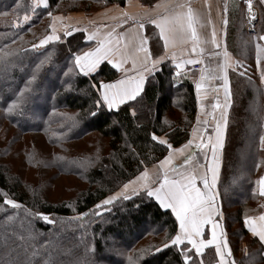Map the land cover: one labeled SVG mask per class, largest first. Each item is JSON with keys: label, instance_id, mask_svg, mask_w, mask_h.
I'll return each instance as SVG.
<instances>
[{"label": "trees", "instance_id": "trees-1", "mask_svg": "<svg viewBox=\"0 0 264 264\" xmlns=\"http://www.w3.org/2000/svg\"><path fill=\"white\" fill-rule=\"evenodd\" d=\"M21 2L28 5L32 0ZM124 2L48 0V7H38L29 23L14 28L13 23L17 17H23L26 9L13 12L14 0H0V12L9 13L6 17L0 16V50L15 53L10 58L14 66L7 71L0 68V204H3L2 193L7 192L10 198L33 212H43L56 220L55 225L48 224L28 217L24 208L5 206L6 211H0V264H77L85 254L86 244L95 246V253L89 258L94 255L96 264H130L128 256L136 260L141 249L148 251L140 253L137 264H183L176 248L155 252L156 247L166 242L167 235L174 234L178 225L171 211L160 208L154 198L142 194L129 201L119 199L105 205L107 208L102 206L96 210L99 215L72 218L94 209L107 196L120 191L123 183L167 155L166 146L154 142L151 133L165 137L174 148L187 142L196 114L191 82L174 83L172 68L163 64L147 77L138 102L121 106L118 112L101 109L92 116L90 111L95 110L92 101L96 92L90 82L114 80L119 76L118 71L102 63L101 70L90 77L78 72L64 75L71 59L69 49L77 52L91 45L79 31L67 38L62 35L60 42L31 49L33 43H38L51 30L47 12L52 15L90 12ZM240 12L239 7L232 12L229 35L233 41L244 32ZM49 53L51 57L37 72L32 91L27 94L23 113L6 114L7 103L15 98L36 65ZM256 79L253 69L243 76L237 72L231 74L234 102L218 183L217 203L222 209V223L236 264H249L245 248L256 256V264H264V259L258 255L264 249L243 223L245 215L258 213L252 195L261 128L250 131L245 127L254 121L250 98ZM131 107L136 109L135 116L129 110ZM10 127L16 129L17 134H11ZM18 151L24 163L21 166L26 164L36 171L42 167V173L34 172L35 176L28 178L25 172V176L21 173L23 170L17 171L10 156ZM242 156L246 159L239 164ZM81 162L84 167H80ZM48 170L51 177H47ZM58 177L68 179L69 191L66 196L60 193L52 198L49 190L57 188L58 183L53 180ZM137 204L139 208L134 207ZM7 215H14V219L7 221ZM29 228L41 234L38 236L40 244L49 241V246L40 249L37 256L31 254L29 245L33 242L18 238L27 236ZM195 259L197 264L200 259L204 264H216L214 246H209L201 258Z\"/></svg>", "mask_w": 264, "mask_h": 264}, {"label": "snow or ice", "instance_id": "snow-or-ice-1", "mask_svg": "<svg viewBox=\"0 0 264 264\" xmlns=\"http://www.w3.org/2000/svg\"><path fill=\"white\" fill-rule=\"evenodd\" d=\"M207 4V0H205ZM259 6L264 10V0H258ZM244 8L242 9V22H246L252 33L248 39L242 40L241 48L247 50L249 45L255 49V62L260 72L261 83H264V27L259 33H256L255 21L259 18L254 0H243ZM48 7V0H32L31 4L24 5L21 0H14L13 12H19L22 8L26 9L22 18L17 17L13 23L14 28H21L23 24L29 23L38 7ZM156 9H162V12H156L154 17L149 16L151 24L159 29L160 39L163 41L164 52L162 55L153 56L147 46V37L139 36L138 43L135 45V55L129 52V45L135 38H129L126 42L125 33L116 34L115 29L127 24L130 20L134 21L133 27L144 29L145 25L138 19L126 11H121L119 17L113 16L110 19L116 21L114 27L108 24L96 26V30L87 32L84 37L87 41H96V46L84 51L72 52L69 49L68 71L64 73L69 76L73 72L90 77L101 70L102 63L107 61L113 68L119 70L122 76L118 79L105 82H90V87L95 90L96 97L92 101L90 115L96 116L101 109H107L110 112L120 110L121 106L128 107L130 103L135 104L138 98H142L144 91L146 74H152L157 71V66L161 65L164 60L171 57L172 64L177 69L174 78H179L185 72L181 71L184 65L200 64L199 78L194 80L197 104L205 116L211 115L212 119L200 120L197 117V126L191 130V137L187 142L179 148H174L165 138L151 133V139L160 145H165L168 152L163 159L159 160L156 176L154 181L149 170L145 167L132 180L123 183L120 191L108 196L106 199L94 206L86 213H79L72 219H84L90 215H99L96 210L102 206L110 205L114 201L123 199L124 201L132 200L133 197L145 195L147 198H154L162 209L170 210L175 217L178 227L174 230V234L166 236V242L155 248V252H160L167 248H176L182 256L183 264H197L195 258H201L205 249L214 246L216 264H236L233 257L232 249L229 245L227 232L222 223L223 213L218 206V197L220 191L218 188L220 169L222 164V155L224 149L225 132L228 124V109L231 106L232 92L228 71L232 69L243 68V61L235 59L228 50L226 43L228 19V7L225 4L223 15L221 18L222 29L218 35L217 29L212 28L210 41L202 38L201 33L197 29L200 24V16L186 0H162L157 4ZM31 13V14H30ZM8 12H0V16H8ZM47 15L53 20V24L49 25L50 32L43 35L39 39L38 44L31 45L32 50H36L50 42H60L63 37H71L74 32L79 31L74 25H63L57 29L55 21H63L62 17L53 16L52 12ZM145 15H148L146 12ZM95 25V21H90ZM207 23L211 24L209 18ZM109 29L103 33L101 38L100 28ZM30 30V29H29ZM138 36V33H137ZM211 43L214 50H206L205 45ZM209 58H218V63L213 65L205 64V54ZM15 53L0 50V68L7 71L13 67L10 59ZM142 54V56H141ZM51 57L41 60L33 69L32 75L24 82V86L16 93L15 98L7 103L4 108L6 114H22L25 107L26 97L32 91V85L37 79V72L41 66ZM130 62L131 67H126ZM239 75H245V72H239ZM220 80L223 83L218 87L223 88L224 101L219 100V92L217 88H211L210 82ZM216 94V101L211 105V112H207L206 105L203 103L209 96V89ZM130 112L136 115L135 107H131ZM219 110V117L216 112ZM203 125V127H201ZM208 128H212V132H208ZM259 144L264 149V134L259 136ZM197 150L204 153L205 163H201ZM210 151V156H209ZM179 158V160L177 159ZM59 159H64L60 157ZM75 163V161H73ZM143 163V161H141ZM84 162L80 163V167H84ZM257 184L259 185V193L264 196V175L260 176ZM227 190V189H226ZM2 191V190H0ZM255 192V189H253ZM3 204H0V211H6L5 206L12 209L24 208L28 217L42 219L48 224L55 225L56 220L50 218L48 214L43 212H33L17 200L9 197L7 192H3ZM135 208L140 206L134 205ZM14 215H7L6 220L12 221ZM31 221H29V224ZM244 227L251 232L253 237L258 238L260 246L264 249V212L258 216L245 215L243 218ZM23 226V225H22ZM206 226H210V235L206 232ZM41 234L35 230L27 229V236L20 235L21 241H31V254L37 256L40 249L49 246V241L44 240L43 244L39 243L38 236ZM207 236V238H206ZM148 251L141 249L137 253L136 260L129 255L130 264H137L140 253ZM95 253L94 245H85L84 256L77 261V264H96L90 254ZM246 257L249 264H256V256L249 253L245 248ZM260 258L264 259V253H258ZM199 264H204L203 259L199 260Z\"/></svg>", "mask_w": 264, "mask_h": 264}, {"label": "crops", "instance_id": "crops-1", "mask_svg": "<svg viewBox=\"0 0 264 264\" xmlns=\"http://www.w3.org/2000/svg\"><path fill=\"white\" fill-rule=\"evenodd\" d=\"M187 3H189L194 10L199 14L200 16V24L197 25L198 31L201 33L202 38H206L210 41L211 38V31L212 28L215 27L217 29L218 35L221 34V29H222V23H221V18L223 15V9L225 4H227L228 7V19L229 23L227 25V36H226V43L228 46L229 52L232 54V56L235 59L242 60L243 61V68L240 69H232L230 68L228 71V76H229V81H230V87H231V106L228 109V124H227V129L225 132V142H227V132L230 127V113H231V108L233 106L234 102V96H233V90H232V85H231V74L233 72H245L249 73V69H253L255 76H256V82H255V87L254 89V94L251 95L250 98V103L252 109L251 111V117H254V121L251 120L250 123H247L245 127L252 131L253 129L256 131L258 127L261 128V134H264V83H261L260 80V72L257 69L256 62H255V49L252 45H249L247 50H243L241 48V43L242 40H246L249 38L250 35H255V33H252V30L250 26L246 22H242V9L244 8L243 5V0H207V4L205 3V0H186ZM162 3V0H125L123 5H117L113 4L110 6H106L97 10H93L90 12H82V11H74V12H69L67 14H62V13H56L53 14V16H59L63 18V21H55V26L57 29L62 28L63 25H74L77 29H79V32L83 33V36L85 37L87 35V32L83 31L84 29H87L88 32L96 30V26L99 25H104L108 24L111 27H114L116 24V21L110 19V17L117 16L119 17V13L121 11H126L130 15H132L135 19L140 20L141 22L144 23L145 27L144 29H138L133 27L134 21H129L127 24L122 25L121 27H117L115 29L116 34H119L121 32L125 33V40L122 41V43L126 42L129 38H134L132 40V43L129 45V52L133 55H135V45L138 43V37L143 36L147 37V46L149 47L150 51L152 52L153 56H159L162 55L164 52L163 49V41L160 39L159 36V29L151 24L149 20V16L154 17L156 15V12H162V9H156V5ZM239 5V6H238ZM254 5L256 7L257 13H258V19L255 21V28H256V33H259L261 28L264 27V10H262L259 6L258 0H254ZM236 7H239L241 12L239 13V16L241 15V23L244 28V32L238 35V40H234L231 38L229 35V29L231 26V19H232V12L233 9ZM148 13V15H145V13ZM211 19L212 23L209 24L207 23L208 19ZM51 19V18H50ZM90 21H95V25L91 24ZM51 23L53 24V20L51 19ZM109 29H104L100 28L99 31L101 33V38L103 37V33L108 31ZM51 31V30H50ZM138 33V36H137ZM87 41V40H86ZM91 42V45L86 48L84 51L88 50L89 48L95 47L96 46V41H87ZM206 50H214L212 48L211 43L209 42L207 45H205ZM240 52V55L238 57L236 54ZM245 54L244 55H241ZM247 54H250L248 56ZM142 56V54H141ZM103 63H108L107 61H104ZM218 63V58H209L207 55V52L205 54V64L207 65H215ZM109 64V63H108ZM168 65L172 68V80L174 83H180L183 80H189L193 86L194 93H195V99H196V91H195V85H194V80L199 78L200 72L199 70H193L191 69V65H184L181 68L182 72H185L184 75H181L178 79L174 78L175 73L177 69L175 66L172 64L171 57L169 56L168 59L164 60L161 65L157 66V70L162 66V65ZM111 65V64H110ZM112 66V65H111ZM113 67V66H112ZM126 67H131V64L129 62ZM201 67V65H200ZM115 69V68H114ZM117 70V69H116ZM119 73V76L116 78H120L122 76V73L117 70ZM147 77L151 74H146ZM115 80V79H114ZM223 82L220 80L212 81L210 82L211 88H217L219 92V100L221 103L224 101V93H223V88L218 87L221 85ZM211 88L209 89V96L208 99L203 101V103L206 105V111L211 112V105L216 101L217 97L216 94L211 91ZM200 117V120L203 121L204 119H208L211 121L212 117L211 115L205 116L204 111L200 109V107L197 104L196 100V114H195V119L194 122L191 126V130L194 126H197V117ZM217 117H219V110L216 112ZM203 127V125H201ZM257 127V128H256ZM208 132H212V128H208ZM191 137V131H190V136ZM259 143V139H258ZM185 144V143H184ZM210 151H209V156H210ZM264 175V149L260 147L259 144V151H258V158H257V165H256V172H255V183L253 189H255V192L253 191L252 196H257L259 200H262V203L257 205L258 207V213L254 216H258L261 212H264V196H261L259 193V185L257 184V181L260 176ZM257 203V202H256ZM208 233L210 235V226H206ZM264 253V252H263Z\"/></svg>", "mask_w": 264, "mask_h": 264}, {"label": "rangeland", "instance_id": "rangeland-1", "mask_svg": "<svg viewBox=\"0 0 264 264\" xmlns=\"http://www.w3.org/2000/svg\"><path fill=\"white\" fill-rule=\"evenodd\" d=\"M38 44V43H37ZM8 130H9V132L11 133V134H17L16 133V129H13V128H8ZM37 137H39V135H37ZM34 145V147H36V145L35 144H33ZM44 149H46L47 150V146L46 145H44ZM80 147H83V146H80ZM19 150V149H18ZM242 152H243V150H242ZM197 153H198V156H199V159H200V162L201 163H205V161H204V153L203 152H201L200 150H197ZM244 154H245V152H244ZM48 155V154H47ZM178 160H179V158H177ZM246 158H245V156H242V158H240V160H239V164H241V162L243 161V160H245ZM10 160L13 162V166L15 167V168H17V171L18 170H23V171H21V173L24 175V173L23 172H25V174H26V176L25 177H32V176H35V175H33V173L34 172H37L38 173V171L40 172V173H42L40 170L42 169V167L41 168H39V169H37V171H36V169H34V168H31V167H27V165L25 164V166L23 167V166H21V165H23L24 163H23V161H22V158H21V155L19 154V151H18V153H15L14 155L12 154L11 156H10ZM20 167V168H19ZM33 167H35V165H33ZM157 167H158V163H156V164H154L153 166H151V167H149V168H147L148 170H149V172H150V174L152 175V178H153V180L155 181L156 179H157V176H156V172H157ZM255 172H256V169H255ZM47 177L48 176H50L49 174H51V171L50 170H48L47 171ZM51 177V176H50ZM49 177V178H50ZM53 181H56L58 184H57V188H55V189H51V190H49V195H50V197H52V198H55L56 196H57V194H60V193H62L63 195H67L68 194V191H69V188H67V182H68V179L66 180L65 178H56V179H54ZM70 181V180H69ZM79 180H75V182H78ZM48 191V190H47ZM110 196V195H109ZM108 197V196H107ZM106 197V198H107ZM105 198V199H106ZM252 198H253V204L255 205L256 204V206L257 205H259L260 203H262V200H259L258 198H257V196H252ZM263 200H264V198H263ZM257 202V203H256ZM108 206H105L104 208H107ZM103 210H105V209H103ZM102 210V211H103Z\"/></svg>", "mask_w": 264, "mask_h": 264}, {"label": "built area", "instance_id": "built-area-1", "mask_svg": "<svg viewBox=\"0 0 264 264\" xmlns=\"http://www.w3.org/2000/svg\"><path fill=\"white\" fill-rule=\"evenodd\" d=\"M191 68H192L193 70H199V69H200V65H199V64L192 65Z\"/></svg>", "mask_w": 264, "mask_h": 264}]
</instances>
